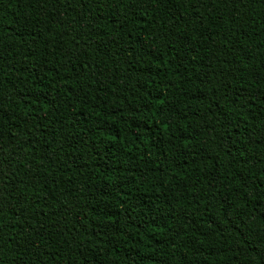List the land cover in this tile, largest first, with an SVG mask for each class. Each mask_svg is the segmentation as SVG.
Instances as JSON below:
<instances>
[{"label": "trees", "instance_id": "1", "mask_svg": "<svg viewBox=\"0 0 264 264\" xmlns=\"http://www.w3.org/2000/svg\"><path fill=\"white\" fill-rule=\"evenodd\" d=\"M0 264H264V0H0Z\"/></svg>", "mask_w": 264, "mask_h": 264}]
</instances>
